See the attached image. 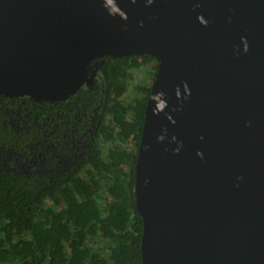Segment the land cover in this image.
Instances as JSON below:
<instances>
[{"label":"water","instance_id":"water-1","mask_svg":"<svg viewBox=\"0 0 264 264\" xmlns=\"http://www.w3.org/2000/svg\"><path fill=\"white\" fill-rule=\"evenodd\" d=\"M146 55L142 264H264V0H0V96L65 102Z\"/></svg>","mask_w":264,"mask_h":264},{"label":"trees","instance_id":"trees-1","mask_svg":"<svg viewBox=\"0 0 264 264\" xmlns=\"http://www.w3.org/2000/svg\"><path fill=\"white\" fill-rule=\"evenodd\" d=\"M152 63L151 83L137 84L129 101L134 72ZM102 67L103 94L82 88L58 103L0 96V264H142L135 167L158 63L107 57ZM70 139L87 143L76 158ZM51 142L71 165L45 155L35 175L13 163ZM99 239L106 249L93 246Z\"/></svg>","mask_w":264,"mask_h":264},{"label":"flooded vegetation","instance_id":"flooded-vegetation-1","mask_svg":"<svg viewBox=\"0 0 264 264\" xmlns=\"http://www.w3.org/2000/svg\"><path fill=\"white\" fill-rule=\"evenodd\" d=\"M104 63H99V65L96 67L97 69V78H96V83L95 85L93 86H90V87H83V88H86L88 89L87 90V93H93V91H95L96 93H98V91H101V93L103 94L104 91H105V88L101 85V82H102V77L104 75V70H103V66ZM91 97H93V95H91ZM86 100L89 99V97L86 95ZM100 104H102V101L100 102ZM91 108H92V105H90ZM89 109L85 110V111H88ZM90 111V115H91V118L89 117V119H91L92 121H94V117H93V114H96L94 111L92 110H89ZM89 115V116H90ZM85 119L86 121H89L88 117H86V114H85ZM89 124V123H88ZM79 129L78 128H73L72 129V133H74L75 131H78ZM89 131V130H88ZM54 131H51V133H53ZM84 135L85 137H87V131L84 132ZM71 140V139H70ZM72 142V146H69V142H66L65 143V147L66 148H69L71 147V151L74 153L75 155V158L77 156H80L82 153H84L85 149H87V143L86 141H81V140H77V141H73L71 140ZM55 145L51 142V144H48L47 145V148H44L43 145L40 147V150L38 152H35V149L31 152L33 155H29V156H26V157H19L17 156V158L15 157V159L13 160V163L17 164V165H20L21 169L27 174V173H31L29 171H31V168L35 169L34 171V174L36 175L37 173H40L41 170L43 169L42 167L43 166H46V157L45 155L47 156H50L52 158H54L55 160H58V163L60 162L61 164H63L64 166H69L71 165V163L73 162L70 161L69 159L65 158V157H62L60 156L59 158V155L55 153V150L52 149V147H54ZM50 147V148H49ZM36 148V147H35ZM58 149V148H57ZM74 155L71 156L72 159H74Z\"/></svg>","mask_w":264,"mask_h":264},{"label":"rangeland","instance_id":"rangeland-1","mask_svg":"<svg viewBox=\"0 0 264 264\" xmlns=\"http://www.w3.org/2000/svg\"><path fill=\"white\" fill-rule=\"evenodd\" d=\"M155 64L152 63V64H147V65H144L141 69L137 70L136 72H134V81L131 83L130 85V92H129V95L127 97V99L130 101L133 97V91H134V87L137 85V84H149L151 83V80H152V75H151V72H152V68L151 66H154ZM35 169L31 168V173H34ZM95 248H102V249H106V244L102 241V240H97V244L93 245Z\"/></svg>","mask_w":264,"mask_h":264}]
</instances>
